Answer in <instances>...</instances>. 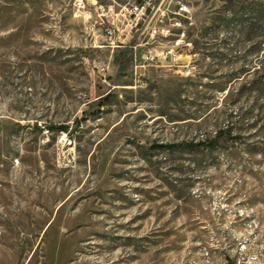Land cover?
<instances>
[{
    "label": "rangeland",
    "instance_id": "1",
    "mask_svg": "<svg viewBox=\"0 0 264 264\" xmlns=\"http://www.w3.org/2000/svg\"><path fill=\"white\" fill-rule=\"evenodd\" d=\"M73 3L0 0V264H264V0Z\"/></svg>",
    "mask_w": 264,
    "mask_h": 264
},
{
    "label": "built area",
    "instance_id": "2",
    "mask_svg": "<svg viewBox=\"0 0 264 264\" xmlns=\"http://www.w3.org/2000/svg\"><path fill=\"white\" fill-rule=\"evenodd\" d=\"M87 2H88V0H74V3H73L74 16L81 17L83 19L88 16V14L85 12ZM95 12L99 18L106 17L110 13L113 12V7L112 6L105 7V6L99 5L95 8ZM140 14H141V16H143L145 14V6L143 4L142 5H135L133 8L130 9V15H133L134 20H135L134 27H136L139 24L138 20L140 19ZM89 18H90V16H89ZM148 34L150 37H154L155 35L159 34V30L156 28H152V29H150V31H148ZM160 34L165 38H167L171 35V33L168 29H162ZM106 35L108 38H112L113 31L107 30ZM175 44H176L175 46H179L178 42H176ZM172 52H173V48L167 50L165 52L164 58L170 56L172 54ZM144 58L146 61L152 62L155 60L156 55H147Z\"/></svg>",
    "mask_w": 264,
    "mask_h": 264
},
{
    "label": "trees",
    "instance_id": "3",
    "mask_svg": "<svg viewBox=\"0 0 264 264\" xmlns=\"http://www.w3.org/2000/svg\"><path fill=\"white\" fill-rule=\"evenodd\" d=\"M143 3L142 2H139V5H142ZM62 130V129H61Z\"/></svg>",
    "mask_w": 264,
    "mask_h": 264
}]
</instances>
